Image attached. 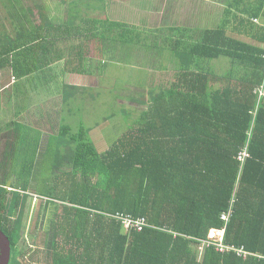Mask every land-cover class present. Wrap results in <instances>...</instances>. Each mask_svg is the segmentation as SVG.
<instances>
[{"label":"trees","instance_id":"16d2710c","mask_svg":"<svg viewBox=\"0 0 264 264\" xmlns=\"http://www.w3.org/2000/svg\"><path fill=\"white\" fill-rule=\"evenodd\" d=\"M114 2L61 0L52 6L55 15L51 5H35L43 25L23 0H0L6 8L0 14L2 88L4 71L20 84L57 61H65V73L89 75L92 43L101 56L117 46L121 54L142 46L167 61L177 59L172 79L150 90L140 127L105 154L83 129L75 136L67 127L56 132L69 140L64 153L70 155L63 157L59 147V162L70 170L62 174L69 178V201L61 207L42 203L51 210L44 250L37 248L42 241L19 247L27 202L9 185L14 172L33 169L40 146L24 145L28 131L19 123L1 134L12 139L0 147V230L11 240L9 264H264V48L238 42L237 28L199 30L177 16L149 28L148 15L137 23L132 11ZM147 3L138 1L142 9ZM244 21L255 37L253 19ZM51 47L58 55L46 60L41 54ZM221 57L233 63L226 75L206 68ZM76 89L66 86V92ZM211 230L224 231L222 243L245 248L247 257L218 251Z\"/></svg>","mask_w":264,"mask_h":264},{"label":"rangeland","instance_id":"374dc122","mask_svg":"<svg viewBox=\"0 0 264 264\" xmlns=\"http://www.w3.org/2000/svg\"><path fill=\"white\" fill-rule=\"evenodd\" d=\"M34 1H39V4H44L45 1H49L48 5H52L53 3H59L61 0ZM115 1L118 3L124 2L125 5H137L135 0H130V3L128 0H126V2L123 0ZM23 3L26 7L34 11L35 6L33 2L23 0ZM191 6H193L192 3ZM197 8L198 7H196L195 10ZM199 9L202 11V7ZM204 11H206V9H203V12ZM49 13L53 15L56 11L49 10ZM142 14L147 16L148 11L145 10ZM159 14L160 11L147 16L150 17L148 18L149 22L147 27L150 28L155 25H163L165 22L164 17H167L166 12L164 16ZM184 14V11H180V13L175 16ZM190 15L189 12H186L184 18H180L189 20L186 21L188 22V26L190 23L194 24L191 18L192 16ZM146 16L129 15L130 19L135 20L137 23L141 18ZM34 20L37 24L44 23L38 10L35 12ZM204 26H207V24L203 20L201 27ZM47 27L46 24V28ZM151 39L155 38L151 37ZM159 44L162 43L160 42ZM97 46V43L90 44L86 58L88 61L87 70L90 71V73L89 75H83V77L78 75L79 78H77V82L74 81V83H77L74 85L77 86L76 92L69 90L70 92L67 93V97L69 96L68 99L70 101L68 105L63 107L62 116L64 122L62 123L61 118L59 120V125L62 123V128L67 127L70 129L69 136L80 135L82 132L81 129H83L84 132L87 133V138L96 147L97 152L103 155L108 152L111 146L117 143L118 140L123 139L127 134L136 131L140 127L144 114L143 111L147 109L146 103L149 100L150 90L155 86L161 87L172 79V72L175 69L173 63L176 62L177 59L174 60L171 56L169 57L171 59L167 61L164 57L159 56L157 53L158 50L148 51L142 46L134 51V53L123 51V54L120 52V46H117L116 50L111 51V49H109L106 54L104 52L103 56H101L102 54L96 50ZM105 47H110V44ZM222 59L225 58L221 57L218 59L220 61H210V66L206 68H208V70L210 69L212 72H216V74H222V70L225 69L221 65L224 63ZM228 65L230 64H226L225 67ZM4 75L5 77H9V71H4ZM33 87L39 91H47V87L51 88L53 85H49L46 81H42L39 83L38 87ZM37 115V109H33L31 116L37 117ZM66 142L69 143V140ZM66 142L64 140L56 145L55 142L53 144L52 141H49L45 147H40V151H36L33 169L14 172L9 178V185H13L11 191L18 193L21 201L27 202L25 205V217L23 219L24 228L28 229L29 226L34 223L41 225L40 227L43 228L38 235L41 241L43 240L41 243H37V248L41 247L39 250L46 249V245L43 246L45 239L46 241L50 240L46 233H50L49 218L51 216V210L44 208L42 203L49 201L51 205H58L61 207V205H66L68 203L67 201H69L66 197L67 189L70 186L69 178H64V175L69 173L70 170L68 166L63 169V163L61 164V162H59L61 159L59 156V152H61L59 150L60 146L62 148L61 155L63 157L70 155V152H67L66 149L64 153ZM42 150H45V154ZM244 154L246 159L250 158L249 145L245 147ZM14 165L18 166L17 161H14ZM57 167H60L61 170H57ZM63 173L64 175H62ZM57 185L59 187H56ZM61 188H64V191L61 190ZM28 205H30V207H27ZM29 209L34 210L30 211ZM209 234L208 237H214L212 235L209 236ZM31 242H33V240H31ZM202 248L203 247L198 251L199 258H201L203 252ZM217 249L220 251L218 246ZM43 257H46V253L41 255L42 259ZM37 264H41V262Z\"/></svg>","mask_w":264,"mask_h":264},{"label":"crops","instance_id":"0c3cea01","mask_svg":"<svg viewBox=\"0 0 264 264\" xmlns=\"http://www.w3.org/2000/svg\"><path fill=\"white\" fill-rule=\"evenodd\" d=\"M123 1L126 2V0ZM135 1L137 3L135 6H131V4L125 5L124 2H115L118 5L117 9L124 10L125 8L123 7H127L126 10L132 11L133 16L142 15V12L145 10L148 11V15L158 13L160 11L159 15L163 16L165 15V12L168 16L178 15L180 11H184L185 14L186 12H189L195 25L190 23L188 26V22L186 21L189 20L182 19V23L187 27H197L199 30L222 28L226 31L228 30L227 32H231L229 30L230 27L232 30L237 28L234 38H236L238 42L264 48V0H148L146 9H142L140 7L144 5H139V0ZM33 2L34 6L48 5V3L45 2L44 4H39V1L34 0ZM191 3L193 6H191ZM37 6L34 7L33 12L38 10V13H40ZM52 6H55L54 3L50 6V11L52 10ZM196 7L198 8L195 10ZM201 7L202 11L199 9ZM203 9H206V11L203 12ZM5 13L6 8L0 3V14ZM185 14L177 17L184 18ZM249 18L250 20L253 19L254 24L258 27L255 31V37L252 33H249V25H247L244 21ZM203 20L207 26L201 27ZM260 29L261 31L259 32ZM246 33H249L250 37L244 36ZM259 33V38L261 39L260 42L256 41ZM52 52L54 55H58V48L52 49L51 47L50 52H43L41 55H47L46 60H48L51 58ZM222 60L224 63L221 65L225 69L222 70V74L218 75H226L230 71V67L233 64L226 58ZM226 64L230 65L225 67ZM64 66L65 61H57L46 67L44 71L41 72L39 77H28L23 79V82L20 84L17 82L14 83L9 77H5L4 74L2 75V77H4V88H2V81L0 80L1 148L5 149L6 147H9L10 143H12V139H10V141H4L1 139V134L5 133L7 127H12L11 130L14 129L12 123H19V125L24 128V131H30L24 135L23 143L26 146L39 145L40 147H45L49 141H52L53 144L55 142L56 145L63 141V139H59L56 132L62 128L61 125L64 122L62 116L64 110L63 107L68 105V102L70 101L68 99L69 96L66 98V94L70 92L69 90L66 92V86L76 85L77 83H74V81L77 82V78L80 76L75 73H65ZM81 76L83 77V75ZM42 81H46L47 84L53 85V87H47V91L34 89L33 86L38 87L39 83ZM33 109H37V117L31 116ZM61 118L62 123L59 125V120ZM41 130L45 132L38 135ZM53 131H55L54 134H52ZM42 152L44 153L45 150H42ZM3 171L4 170L0 168V173ZM34 241L41 242V238H37ZM29 243L33 242L29 241ZM28 246L30 247L31 245ZM34 249L36 248L34 247Z\"/></svg>","mask_w":264,"mask_h":264},{"label":"built area","instance_id":"2783aa9c","mask_svg":"<svg viewBox=\"0 0 264 264\" xmlns=\"http://www.w3.org/2000/svg\"><path fill=\"white\" fill-rule=\"evenodd\" d=\"M231 217V213H229V215H224L223 219L226 221V223L229 222V219ZM126 226L130 227V226H140L138 223H132L131 221H126ZM212 235L214 237H209V239L216 241V243H218V248L221 252H226V251H232L234 250L238 255H242L245 258L248 255V252L245 250V248H230L225 246L222 241L224 238V231H217V230H211L209 236Z\"/></svg>","mask_w":264,"mask_h":264},{"label":"flooded vegetation","instance_id":"af4514ba","mask_svg":"<svg viewBox=\"0 0 264 264\" xmlns=\"http://www.w3.org/2000/svg\"><path fill=\"white\" fill-rule=\"evenodd\" d=\"M33 210L34 209H31L30 211H33ZM25 211H26V209H25ZM24 215H25V213H24ZM24 217L25 216H23L22 222L18 227V235H19L18 245H19V247H22L24 245V243H29V241H31V240H33V241L36 240L39 237L38 235H39L40 231L43 229L42 227H40L41 225H38L36 223L31 224L28 229H25L24 225H23ZM13 228H15V226ZM10 247H11V242H10ZM26 249H28V248L26 247ZM12 252H13V250L11 247V256H12ZM10 261H11V259H10Z\"/></svg>","mask_w":264,"mask_h":264},{"label":"water","instance_id":"95a60500","mask_svg":"<svg viewBox=\"0 0 264 264\" xmlns=\"http://www.w3.org/2000/svg\"><path fill=\"white\" fill-rule=\"evenodd\" d=\"M11 259L10 239L0 230V264H9Z\"/></svg>","mask_w":264,"mask_h":264},{"label":"clouds","instance_id":"9594fccd","mask_svg":"<svg viewBox=\"0 0 264 264\" xmlns=\"http://www.w3.org/2000/svg\"><path fill=\"white\" fill-rule=\"evenodd\" d=\"M13 82H15V81H13Z\"/></svg>","mask_w":264,"mask_h":264}]
</instances>
